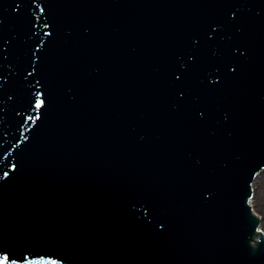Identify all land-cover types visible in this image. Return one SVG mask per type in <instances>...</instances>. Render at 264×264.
<instances>
[{
  "label": "water",
  "instance_id": "water-1",
  "mask_svg": "<svg viewBox=\"0 0 264 264\" xmlns=\"http://www.w3.org/2000/svg\"><path fill=\"white\" fill-rule=\"evenodd\" d=\"M264 0H0V264H264Z\"/></svg>",
  "mask_w": 264,
  "mask_h": 264
},
{
  "label": "bare ground",
  "instance_id": "bare-ground-1",
  "mask_svg": "<svg viewBox=\"0 0 264 264\" xmlns=\"http://www.w3.org/2000/svg\"><path fill=\"white\" fill-rule=\"evenodd\" d=\"M261 173H262V171H260L257 174V176L254 179V182L252 184L253 196L251 197L252 200L250 201V204L252 205L253 208H254V206H256L257 209L264 210V195L262 194V192L259 191L262 184H264V176L263 177L260 176ZM258 186H259V188H258Z\"/></svg>",
  "mask_w": 264,
  "mask_h": 264
},
{
  "label": "rangeland",
  "instance_id": "rangeland-1",
  "mask_svg": "<svg viewBox=\"0 0 264 264\" xmlns=\"http://www.w3.org/2000/svg\"><path fill=\"white\" fill-rule=\"evenodd\" d=\"M260 176H262V177L264 176V170H262V173L260 174ZM258 188H259V186H258ZM259 191L262 192V194L264 195V184H262ZM252 196H253V192H252ZM251 200H252V198L250 199V201ZM251 208H252L253 213L259 218V220H260L259 229L264 234V210H259V209H257L256 206H254V208H253L252 205H251Z\"/></svg>",
  "mask_w": 264,
  "mask_h": 264
}]
</instances>
